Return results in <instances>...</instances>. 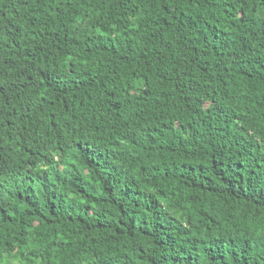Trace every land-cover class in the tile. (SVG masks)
I'll return each mask as SVG.
<instances>
[{"label":"trees","instance_id":"trees-1","mask_svg":"<svg viewBox=\"0 0 264 264\" xmlns=\"http://www.w3.org/2000/svg\"><path fill=\"white\" fill-rule=\"evenodd\" d=\"M0 264H264V0H0Z\"/></svg>","mask_w":264,"mask_h":264}]
</instances>
